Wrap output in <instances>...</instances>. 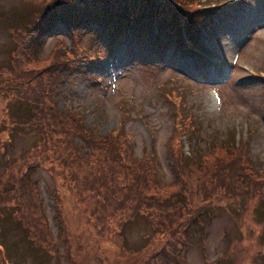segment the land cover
I'll use <instances>...</instances> for the list:
<instances>
[{
	"label": "rangeland",
	"instance_id": "374dc122",
	"mask_svg": "<svg viewBox=\"0 0 264 264\" xmlns=\"http://www.w3.org/2000/svg\"><path fill=\"white\" fill-rule=\"evenodd\" d=\"M48 1L0 0V70L9 66L14 31L34 24ZM204 7L219 8L203 12L206 17L198 24L202 55L190 53L168 28L150 30L147 23L138 32L109 36L95 22L80 25L70 34L68 27L58 21L51 34H43L36 54L44 58L56 45L68 52L77 51L75 63L63 65L59 72L62 84L55 97L57 108H71L89 131L113 134L117 130V134L121 133L120 148L127 139L132 145L130 150L138 157H150L152 153V162L158 169L157 183L164 190L174 189L166 142L173 128L188 125L190 132L183 129L181 141L175 145L180 157L195 155L198 148H204L215 137L211 132L220 138L227 130L239 132L242 138L247 136L249 171L263 178L262 198L264 0H211ZM198 30L191 27L192 33ZM37 142L36 135L17 134L5 144V153L0 154V206L5 205L0 208V245L8 264H70L69 258L63 256L65 243L68 245L70 240L76 245L78 233L83 243L82 264L116 262L120 259L119 249L99 240L86 225L68 187L73 178L65 167L69 178L60 177L56 161L22 169L23 173L28 170L25 180L37 190L30 197V209L28 205L14 208V193H1L7 182L6 176L2 178L6 167L14 165L16 174V160ZM37 199L55 241L59 232L53 218L55 202L67 222L66 240L58 243V254L49 251L52 256L35 244L39 242L38 233L31 218L39 213ZM220 200L215 199L210 209L203 210L204 226L194 227V243L183 244L177 264H264V201L252 209L247 199L241 206L227 198ZM189 205L188 208L186 203L187 210L200 207L198 202ZM142 214L125 229L131 246L141 242L142 236L150 234L153 225L159 223L156 216ZM158 246L157 242L149 244L139 256L145 257Z\"/></svg>",
	"mask_w": 264,
	"mask_h": 264
},
{
	"label": "trees",
	"instance_id": "16d2710c",
	"mask_svg": "<svg viewBox=\"0 0 264 264\" xmlns=\"http://www.w3.org/2000/svg\"><path fill=\"white\" fill-rule=\"evenodd\" d=\"M209 1L50 0L34 24L14 31V36L11 34L14 47L9 66L0 70V103H4L0 106V154L5 153V144L17 134L38 136V142L16 160V174L13 165L12 168L7 166L6 174L2 175L7 182L2 185L1 193H14L17 202L14 208L28 205L30 209L34 191L37 194L36 186L25 180L28 170L23 173L22 169L31 164L38 167L48 160L56 161L59 176L67 175L65 167L74 180L70 179L68 187L86 225L99 240L119 249L120 259L110 264H177L183 244L194 243L193 229L203 228L202 212L210 209L215 199L227 198L237 202L236 206L247 199L252 209L264 201V197H260L263 178L249 171L247 136L242 138L239 132L227 130L220 138L216 132H211L215 137L204 148H198L195 155L180 157L175 145L191 127L173 128L166 148L174 175L170 184L174 189L164 190L157 183L158 169L152 162V153L150 157H138L130 150L132 145L127 139L120 148L121 133L117 134V130L113 134L89 131L71 108L63 107L62 111L57 108L55 97L62 84L59 72L63 65L75 63L77 51L69 50L70 53L56 45L44 58L36 54L43 34H51L58 21L68 27L70 34L80 25L95 22L109 36L138 32L147 23L150 30L168 28L180 43H185L190 53L202 55L198 24L206 17L203 12H215L219 8H205ZM192 26L198 30L196 33H192ZM53 194L58 196L56 192ZM37 200L39 213L31 218L38 233L39 242L35 244L52 256L49 251L55 250L58 254V243L66 240L67 222H64L62 208L55 202L53 218L59 229L55 241L41 210V201ZM189 201L198 202L200 207L187 210L185 206L187 203L190 207ZM143 212L156 216L159 223L153 225L150 234L142 236L141 242L131 246L125 229ZM22 223L25 226L23 215ZM79 234L76 245L70 240L68 245L65 243L67 250L63 256L69 258L70 264L83 262ZM156 242L159 246L154 251L145 257L139 256L143 248ZM4 252L0 245V264H8Z\"/></svg>",
	"mask_w": 264,
	"mask_h": 264
}]
</instances>
